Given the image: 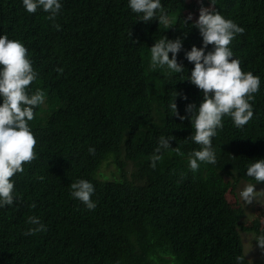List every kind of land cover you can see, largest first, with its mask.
I'll return each instance as SVG.
<instances>
[{"label": "trees", "instance_id": "trees-1", "mask_svg": "<svg viewBox=\"0 0 264 264\" xmlns=\"http://www.w3.org/2000/svg\"><path fill=\"white\" fill-rule=\"evenodd\" d=\"M59 2L50 20L42 7L28 13L22 0H0V36L26 47L38 74L29 93H45L29 122L36 159L12 178L13 205L0 207V264H256L241 231L264 235V212L247 224L244 207L227 195L242 180L264 185L246 175L264 159V0H215V11L244 29L229 47L260 88L251 120L236 127L224 116L212 138L217 163L195 172L189 159L201 145L191 139L190 119L179 116L203 98L185 58L203 47L196 21L185 23L201 2L161 0L169 28L141 21L129 0ZM164 37L183 40L182 73L150 66V48ZM174 99L179 116L169 108ZM161 136L172 137L173 148L153 169ZM80 179L94 185V210L70 195L68 184ZM30 216L46 230L27 235Z\"/></svg>", "mask_w": 264, "mask_h": 264}, {"label": "clouds", "instance_id": "clouds-1", "mask_svg": "<svg viewBox=\"0 0 264 264\" xmlns=\"http://www.w3.org/2000/svg\"><path fill=\"white\" fill-rule=\"evenodd\" d=\"M200 2L198 20L189 15L185 23L191 19L196 21L194 27L199 30L203 47L193 46L185 53V58L194 64L188 80L202 92L203 98L199 106L189 103L185 116H179L175 99L169 104L172 115L179 116L181 120L190 119L195 130L191 139L201 145L189 159L188 166L193 172L199 169L200 163H217L212 138L217 135V129L223 128L222 118L230 116L236 127L245 126L254 115L250 102L260 88V78L252 72L242 71L239 60L233 58L229 47L235 36L243 34L244 29L215 11V0H210V7H204L202 0L196 3ZM22 3L28 13H35L42 7L45 12L50 13V20H55L62 7L59 0H22ZM129 7L134 13L142 14L141 21L145 23L156 19L165 28L170 27L169 15L161 0H129ZM56 27L59 28V25ZM182 45L181 38L169 40L164 37L156 41L150 48V66L153 69L166 67L172 72L182 73L184 66L177 60ZM208 45H212L213 49L205 54ZM169 53L172 54L171 58ZM37 75L26 47L18 40H10L7 35L0 36V97L3 100L0 103V207L13 205L17 198L14 196L12 178L17 173H23L25 163L36 159L34 149L37 141L29 122L34 119L35 108L45 102L42 90L29 93V86L37 79ZM171 140L172 137L159 138L158 147L151 157L153 169L162 159V150L173 148ZM174 150L177 154H182L179 147ZM94 152V148H89L90 154ZM246 175L257 183L264 182V159L249 164ZM68 188H71L70 195L81 201L88 210L95 209L96 204L91 199L95 189L91 182L80 179L68 184ZM240 195L246 204H251L257 195L255 185H246ZM27 223L33 225L28 229L27 235L46 230L38 217H28ZM255 241L264 252V235L255 237ZM243 259V256L237 257L238 261Z\"/></svg>", "mask_w": 264, "mask_h": 264}, {"label": "rangeland", "instance_id": "rangeland-1", "mask_svg": "<svg viewBox=\"0 0 264 264\" xmlns=\"http://www.w3.org/2000/svg\"><path fill=\"white\" fill-rule=\"evenodd\" d=\"M193 1L199 2V0H193ZM199 9L200 8L196 9L194 12H189V11L186 12L188 13V15H191L194 20L197 21L199 18ZM111 169H112L111 167L106 168L105 172L109 173ZM248 184L255 185V189L257 191L256 199L251 204H246L240 195V193ZM227 199L229 203L234 207L237 204V202L244 207L246 213L243 218V222L247 224H251L254 220H256L255 218H258L259 216H261L260 214L264 212V185L249 183L246 181H240L234 187L233 193L232 190H229ZM257 236L258 235H256L253 232L246 233L241 231L243 245L248 258L253 263L256 262V264H264V254L262 250L257 246V242L255 241V237Z\"/></svg>", "mask_w": 264, "mask_h": 264}]
</instances>
